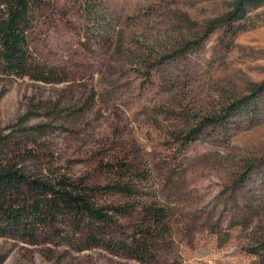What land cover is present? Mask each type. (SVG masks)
<instances>
[{
    "label": "rangeland",
    "instance_id": "374dc122",
    "mask_svg": "<svg viewBox=\"0 0 264 264\" xmlns=\"http://www.w3.org/2000/svg\"><path fill=\"white\" fill-rule=\"evenodd\" d=\"M41 1L32 51L65 81L0 69V163L99 185L130 164L151 189L134 203L171 210L153 264H264V8L191 51L235 0ZM64 235L0 237V264H140Z\"/></svg>",
    "mask_w": 264,
    "mask_h": 264
},
{
    "label": "trees",
    "instance_id": "16d2710c",
    "mask_svg": "<svg viewBox=\"0 0 264 264\" xmlns=\"http://www.w3.org/2000/svg\"><path fill=\"white\" fill-rule=\"evenodd\" d=\"M41 6V0H0V69L7 77L60 83L64 73L37 60L31 47ZM261 8L264 0H235L186 50L198 49L214 30L231 28ZM254 111L255 104L246 98L233 104L228 114L250 116ZM103 170L110 179L99 185L65 175H33L18 165L0 163V237L32 244L42 233L62 239L68 233L78 252L101 247L140 264H153L159 245L169 238L171 210L148 195V201L134 203L135 194L151 190L136 176L134 166L116 162ZM138 209L141 219L126 229L122 222L133 220Z\"/></svg>",
    "mask_w": 264,
    "mask_h": 264
}]
</instances>
